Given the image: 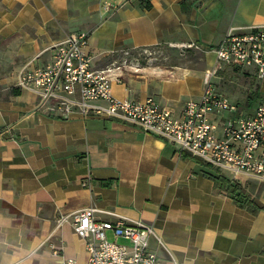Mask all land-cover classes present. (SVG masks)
<instances>
[{"label":"crops","instance_id":"crops-1","mask_svg":"<svg viewBox=\"0 0 264 264\" xmlns=\"http://www.w3.org/2000/svg\"><path fill=\"white\" fill-rule=\"evenodd\" d=\"M263 25L264 0H0V264H86L73 222L89 208L100 221L154 227L158 240L149 249L157 264H264V210L252 213L217 189L216 169L117 119L35 112L36 94L17 86L22 72L46 65L48 48L74 32L88 34L98 69L126 51L211 47L202 70L126 72L112 83L118 99L152 97L179 115L201 98L226 34ZM255 73L223 65L214 78L243 114L264 100V78ZM236 182L264 207V181Z\"/></svg>","mask_w":264,"mask_h":264},{"label":"built area","instance_id":"built-area-1","mask_svg":"<svg viewBox=\"0 0 264 264\" xmlns=\"http://www.w3.org/2000/svg\"><path fill=\"white\" fill-rule=\"evenodd\" d=\"M106 9L112 10L109 5ZM88 48L87 33H71L48 48L51 58L46 65L20 74L17 86L36 94L35 112L62 118L79 114L117 119L162 138L232 181L243 177L264 181V100L253 114H243L214 82L223 65L255 68L257 79L264 78V25L242 35L226 34L214 48L216 65L205 73L201 98L188 101L179 115L152 97L144 101L115 97L112 83L119 81L115 71L120 67L95 68ZM73 226L86 243V264H157L149 245L158 235L150 225L123 218L100 221L96 209L89 208L75 216ZM61 264L79 263L69 259Z\"/></svg>","mask_w":264,"mask_h":264},{"label":"rangeland","instance_id":"rangeland-1","mask_svg":"<svg viewBox=\"0 0 264 264\" xmlns=\"http://www.w3.org/2000/svg\"><path fill=\"white\" fill-rule=\"evenodd\" d=\"M146 50V52L143 50L138 54L132 53L134 52L132 51L128 56L125 53L120 55L111 66L122 67L123 70L119 71L117 69L115 75H120L119 72L123 73V71H125L124 73H140L143 71L148 74L160 72L165 77H174L178 72L202 70L205 66V53L200 48L189 46V43L165 44ZM214 65L211 67H214ZM229 86L232 93L236 94L238 92L234 85L230 84ZM237 99L248 103L245 99L238 97Z\"/></svg>","mask_w":264,"mask_h":264},{"label":"trees","instance_id":"trees-1","mask_svg":"<svg viewBox=\"0 0 264 264\" xmlns=\"http://www.w3.org/2000/svg\"><path fill=\"white\" fill-rule=\"evenodd\" d=\"M146 49L147 48L135 50L132 53L138 54V53H140V51H143V50H146ZM210 49H212V48L211 47L204 48V49H202V52L203 51L206 52L207 50H210ZM120 70H123V68L121 67L119 69V71ZM124 72L125 71H123V73L119 72L120 75H117L120 80H126ZM207 166L211 167L210 165H207ZM210 177L214 180L216 188L219 189L220 191H224V192L228 193L230 196H232L235 199L236 203L240 207L246 208L249 211H251L252 213H257V212H259L261 210H264L263 206L259 205L253 198H251L250 196L246 195V190L240 183L230 180L229 178H227L226 176L222 175L217 170H215V174L214 175H210Z\"/></svg>","mask_w":264,"mask_h":264}]
</instances>
